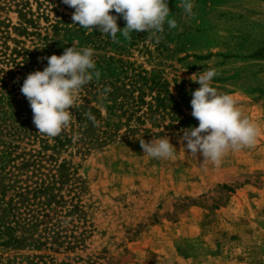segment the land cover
<instances>
[{"label":"rangeland","instance_id":"rangeland-1","mask_svg":"<svg viewBox=\"0 0 264 264\" xmlns=\"http://www.w3.org/2000/svg\"><path fill=\"white\" fill-rule=\"evenodd\" d=\"M182 2L168 0L178 26L165 23V48L133 52L138 65L168 84L179 121L152 135L122 128L84 154L69 143L42 150L65 166L57 168L49 218L56 213V232L66 239L59 245L50 233L45 246H0L2 262L264 264V0H193L194 16ZM8 18L17 22L15 14ZM211 68L219 73L212 86L260 128L254 146L230 150L219 167L190 154L181 140L182 130L199 123L190 101L200 85L189 77ZM165 137L174 159L144 155L140 139Z\"/></svg>","mask_w":264,"mask_h":264},{"label":"trees","instance_id":"trees-1","mask_svg":"<svg viewBox=\"0 0 264 264\" xmlns=\"http://www.w3.org/2000/svg\"><path fill=\"white\" fill-rule=\"evenodd\" d=\"M73 12L62 0H0V246H45L50 233L59 245L66 239L56 232L61 225L54 218L56 213L49 218L56 206L57 168L65 166L56 167L42 150L57 151L69 143L84 154L119 136L122 128L127 134L143 131L152 135L154 129L171 130L179 121V105L168 84L133 59V52L164 49L167 27L159 43L147 39V32L135 31L131 39L118 32V42H113L98 28L91 31L73 24ZM11 13L17 16L15 24L8 18ZM110 14L117 15L114 10ZM117 23L121 29L126 26L122 17ZM72 45L94 49L101 76L83 87L78 110L70 109L76 116L70 129L49 138L33 124V112L21 87L28 74L44 70L47 57L62 55ZM106 88L110 91L105 92ZM89 112L99 126L87 119ZM1 260L0 264L24 263ZM48 261L41 258L25 264Z\"/></svg>","mask_w":264,"mask_h":264},{"label":"clouds","instance_id":"clouds-1","mask_svg":"<svg viewBox=\"0 0 264 264\" xmlns=\"http://www.w3.org/2000/svg\"><path fill=\"white\" fill-rule=\"evenodd\" d=\"M73 8V24L103 35H109L118 42L117 33L131 39L135 32H147V39L159 43L163 39L164 25L176 28L177 21L169 18L168 0H62ZM181 7L189 16H194L193 0H183ZM117 15L110 14L113 11ZM123 18L126 26L122 29L117 20ZM78 43V42H77ZM92 47L77 48L76 45L65 49L62 55L47 57L48 65L43 71H34L26 77L21 93L27 98L33 112V124L42 135L55 138L68 131L76 116L70 109L78 110L80 93L83 87L99 80L101 73L96 70ZM215 68L203 71L199 77H189L200 87L191 93V115L198 120L197 127L182 130V142L186 150L203 161H211L216 167L230 150L255 145L260 135L258 125L243 116L237 101L227 93H218L212 86L213 78L218 75ZM110 91L106 88L105 92ZM94 126L99 121L90 112L85 113ZM77 139V137H73ZM144 155L157 160L174 159L177 153L168 137L146 142L140 139Z\"/></svg>","mask_w":264,"mask_h":264}]
</instances>
